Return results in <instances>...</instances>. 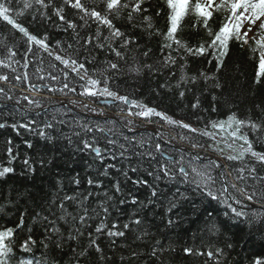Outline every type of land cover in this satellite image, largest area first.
Here are the masks:
<instances>
[{
	"label": "snow or ice",
	"instance_id": "obj_1",
	"mask_svg": "<svg viewBox=\"0 0 264 264\" xmlns=\"http://www.w3.org/2000/svg\"><path fill=\"white\" fill-rule=\"evenodd\" d=\"M162 4L163 8L157 9L155 17H160L163 13V30L155 27L154 17L149 14L151 0H91V6L88 0H63L62 5H56L54 0H3L0 2V22L10 26L11 30L22 38L26 46L24 54L21 55L25 68L31 63L30 56H35L38 51L42 50L54 61L64 66L61 74L65 78L69 75L67 71L69 68L70 72L80 80H85L87 77V87L81 93L82 95L111 98L113 101L130 106L127 110L129 117L150 119L155 116L168 125L215 139L214 133L208 131L207 127L204 131L198 132V129L192 127L190 123L175 120L163 111L149 107L141 101L132 100L127 95L119 94L118 91L110 90L108 84L113 76L123 71L122 65H124L128 66L131 73L137 75L141 72L145 75L149 73L159 75L167 70L173 78L177 75L173 69L179 68L180 75L175 85L166 80L159 87L179 90L180 100L186 97L187 92H192L198 83L207 86L211 81L213 90L220 89L221 85L215 73L209 75L205 71H198L195 75H189L186 71L188 58H206L209 64L215 61L216 71L219 72L225 66V58L228 57L230 45L233 42L240 43L242 47L247 46L252 51L257 61L254 82L264 83V0H162ZM33 9L37 14L30 15V10ZM42 9L47 11H41ZM66 9L75 10L80 23L69 18ZM53 17L63 25V31L73 30L75 32L72 37L75 43H68L65 48H60V42L57 41V47L53 50L47 34L41 36L30 32L29 28L33 23L51 22ZM188 18L193 21L188 27L204 33L202 39L196 44H191L189 42L191 37L184 35ZM114 21H123L133 29L139 28L147 31L149 35L159 37L160 47L157 61L148 62L152 58L153 50L145 48L140 52L145 59L137 64L133 58L132 64L129 65V53L133 50H140L139 42L133 34L122 30ZM91 23L97 26L94 33L86 31L82 35L78 31V28H90ZM253 28L256 32L250 40L249 33L253 31ZM105 31L107 35L104 34ZM9 39L15 41L16 36L5 37V41ZM0 51L6 53L5 59H0V68L11 69V73H15L16 69L13 64H20V60L16 59L20 55L18 49L9 47L6 42H0ZM105 51L110 54V58L104 61L106 67L102 72L90 74L86 65L95 62L96 57L93 53ZM61 52L64 55H61ZM80 56L85 57L84 62L80 61ZM89 56L92 57L91 60ZM50 67H56V65L52 64ZM41 70L38 68L37 72ZM11 73L0 75V82H9L10 79L16 82L28 80L26 72L15 76ZM49 75L52 80L57 79L54 73H49ZM94 75L101 78H93ZM32 88L35 90V85H32ZM63 88L72 92L76 91L68 83H65ZM0 94L8 100L13 99L4 87H0ZM23 100L28 101L29 104H35L37 108L41 107L27 95L23 96ZM212 101L211 110L215 112L218 103L215 94L212 95ZM16 103L19 104L20 100L17 99ZM84 107L88 109L89 106L85 104ZM189 107L192 110H199L201 108L200 97L196 96L195 101L190 103ZM255 108L259 109V113L246 118H241L232 111L226 115L225 119L210 122L213 130L220 132L227 130L232 141L226 146L236 154H229L226 159L240 162L238 167H230L228 171H224L223 166L216 161L197 165L192 159L185 162L183 156L178 160L171 157L162 159L154 155L151 150L147 153L135 152L125 144H118L108 135L97 136L95 133L104 134L106 131L98 125H78L80 130L72 128L69 135L64 133L61 127L67 122L57 119L56 116L40 122L30 119L26 122L9 124L5 120L0 122V129L10 127L17 135H20V130L23 129L51 145H57L63 140L74 154L82 153L92 157L87 163V168L90 171L94 169L95 175L88 176L86 181L88 189L84 192H77L73 189L72 194H68L64 191L63 181L57 180L53 184L54 197H50L47 203L38 205L40 211L33 213L32 218L44 229L45 242L42 246L48 248L51 245L53 256L56 250L64 247L66 240H72L78 242V247L72 249L75 264H89L90 259L95 264H100L102 261L107 264L113 260V257L105 254V249L99 241L102 238H108L110 245L115 248L117 238L126 240L131 236L133 241H155L151 246L146 244L142 246L150 247L149 255L153 258L152 264H156L155 258L162 256L164 245L156 240L151 232L149 224L156 225L154 219L149 221L148 212L157 207L162 209L161 222L168 229H173L183 221L184 217L181 212L186 203H192L195 208L193 196L197 194L199 198L224 205L230 210L224 215L234 222H247L255 225L259 221L261 225H264V215L244 210L247 206L245 202L257 203L264 209V104H257ZM91 111L95 112V109ZM199 119L198 116L197 120ZM125 123L131 125L133 121L126 120ZM107 131L111 133L112 129L109 128ZM124 139L128 140V137L125 136ZM101 140L104 141L103 144ZM237 141L240 142L238 149L234 147ZM24 143L29 149L34 147L29 140H25ZM5 144L7 154L2 159L7 163H0V181L3 182L15 173L14 162L17 161L19 155L11 138H8ZM138 146L144 147V142L141 141ZM197 146L195 143L192 144L193 148ZM154 149L156 153H161V143H156ZM220 151L223 152V149ZM132 155L141 158L147 155L150 158L148 169H144L139 163L133 166ZM195 159L200 160L201 158L196 156ZM125 160L128 161L127 166L121 162ZM106 161L113 162L106 163ZM116 162L121 163L118 166ZM51 163L52 160H46L43 155H40L39 159H33L31 156H25L22 159V164L29 174L36 172V164L45 168ZM233 171L235 181L230 183ZM113 175L123 177V180L119 178L111 180ZM103 178L110 179V188L105 185ZM69 182L77 189L82 183L78 173ZM128 184L132 187L125 191ZM141 189L146 192L144 199H140L135 194ZM125 205L132 206L131 214L122 207ZM212 216L213 213L209 212V220L205 223L203 235L209 233L214 235L221 230L218 224L211 221ZM24 227V213H21L15 227L0 228V264H45L43 259L37 260L35 257L33 246L37 245V240L31 234L23 241L17 242L16 237ZM156 227L159 231V227ZM203 235L199 247L186 246L182 249L184 255L205 257L213 264H221L220 258L224 256L225 249L212 247L211 239L205 245ZM85 237H87L86 244L84 243ZM226 247L232 248L233 245L227 244ZM168 251L174 252L175 249L170 247ZM29 254L32 256L30 259L26 258ZM119 259L121 264H139L143 255L129 245L127 255H121ZM224 264H227L226 260ZM253 264H264V259L257 257Z\"/></svg>",
	"mask_w": 264,
	"mask_h": 264
},
{
	"label": "trees",
	"instance_id": "obj_2",
	"mask_svg": "<svg viewBox=\"0 0 264 264\" xmlns=\"http://www.w3.org/2000/svg\"><path fill=\"white\" fill-rule=\"evenodd\" d=\"M3 2V0H0ZM56 5H62L63 0H54ZM89 6H91V0H88ZM38 7V6H36ZM158 8H163L162 0H151L150 13L154 17L155 27L163 30L164 29V17L163 13L160 17H155V12ZM47 11V10H41ZM69 18L80 23L79 16L75 10L66 9ZM37 14L35 9L30 10V15ZM51 13H49L50 15ZM220 17H217L219 21ZM122 30L128 31L133 34L140 45V50H133L129 53V65L132 64L133 58H135L137 64L143 61L145 58L140 55V52L145 48H151L153 50L152 58L148 62L154 63L159 57L160 38L149 35L147 31H142L139 28L133 29L130 25H127L123 21H114ZM192 19H186V26L184 29V35L190 36V43L196 44L204 36L203 32H197L194 29L188 27L192 23ZM96 24L91 23L90 28H78V31L83 35L86 31L95 32ZM215 27V25H213ZM63 25L53 17V21L44 23H33L29 28L33 34L44 35L47 34L49 37V43L53 50L57 47V41L60 42V48H65L68 43H75L72 37L75 35L73 30L65 32L62 30ZM105 35L108 33L105 31ZM15 35L16 40L11 39L5 41L6 36ZM250 40L251 37L249 36ZM0 42H6L9 47L16 45L20 48H25L22 38L18 33H14L10 26L3 22H0ZM64 55L63 52L60 53ZM87 55V53H85ZM96 60L94 63L87 64L86 67L90 74H96L103 71L106 67L104 61L110 58V54L105 52L93 53ZM6 53L0 51V59H5ZM41 58L44 60L40 66L34 64L35 58ZM32 61L27 68L24 67V62L20 61V64L13 66L16 69L15 73H11V69L0 68V75L10 74L23 75L28 74V80L16 82L14 79H10L9 82H0V87H4L5 91L12 95L13 99H6L3 94H0V122L7 120L9 124L12 122H26L30 119H36L37 122L43 120H50L52 116H56L57 119H63L67 122L66 125L61 126L64 133L71 134L70 129L76 128L80 130L78 125L88 124L90 126H100L105 128V133H95L97 136L108 135L110 138L115 139L118 144H125L130 150L135 152L147 153L149 150L153 152L158 158L169 159L164 157L165 154L172 157V159H179L181 156L184 157L185 162L189 159L193 160L194 164H208L213 159L209 160L208 156L202 152H195L190 148L184 147V145L192 146L193 143L197 144L196 148H204L213 150L215 153L223 155L225 157L226 165L223 166L224 171L228 169L238 167L239 161H229L226 159L225 150L227 146L225 143L219 145L223 152L214 150L212 138L207 136H200L188 132L186 129H181L169 125L172 129L173 134H170L166 129H155L150 130L148 127L140 125L133 121L131 125L125 123L130 118H112L103 117L99 113L96 105H90L87 102L92 101V97L82 95L85 99L84 102L72 100L71 102L56 101L55 99L48 97H37L32 98L28 94H24L16 89L29 88L33 90L32 85H49L48 89L40 90L42 93H49L52 96H76V92H72L69 89H64L63 85L68 83L72 88H80L84 90L86 84L83 85V80L75 76L69 71V75L65 78L61 73L64 71V66L59 62L54 61L52 57H49L45 52L38 51L35 56H31ZM84 56H80V61L84 62ZM92 59L91 56L88 57ZM115 59L114 57H111ZM55 64L56 67H50ZM42 69L37 72V69ZM123 71L111 78L108 86L110 90L118 91L121 95H127L132 100H138L149 107H154L158 111H163L175 120H183L186 123L194 125L195 128L204 131L207 130L214 133H223L217 130H213L210 127V122L219 121L225 119L226 115L234 111L241 118H246L254 113H259V109H256L257 104H264V83L256 84L255 73L257 70V61L252 51L247 47H242L240 43L233 42L230 45V51L228 57L225 58V66L216 71L215 61L212 64L207 62L206 58H188V71L189 75H195L198 71H205L209 75L215 73L217 80L219 81L221 88L212 89V82L209 81L208 85L205 86L203 83H198L192 92H187L186 97L183 100L178 98L177 89H161L160 84L165 83L167 80L172 85H175L176 80L179 79L180 70L174 68L173 71L177 73L176 77L173 78L164 70L162 74L145 75L141 72L139 75L131 73L128 70V66L122 65ZM49 73H54L57 76L56 80L50 78ZM43 77V79H41ZM93 78H101L94 75ZM103 86V85H101ZM51 89V90H50ZM63 89V90H62ZM217 96L218 103L216 104L217 111L213 112L212 108V95ZM27 95L30 99L35 100L41 105L37 108L35 104H29L28 101L23 100V96ZM80 96V97H82ZM199 96L201 99V108L199 110H192L189 105L195 101V97ZM17 99L20 103L17 104ZM87 101V102H86ZM87 104L89 107L86 109L84 105ZM130 106L124 105L121 102H116L110 105L108 108L114 110L116 113H127ZM91 109H95L91 111ZM107 116V115H106ZM200 117L197 120V117ZM133 128L132 137L128 136L131 127ZM145 127L138 130L139 127ZM112 129L109 133L107 130ZM137 128V129H135ZM136 130V131H134ZM198 131V132H200ZM20 135H17L10 127L0 129V163L6 164L7 162L2 158L6 156V144L5 141L11 138L15 146V150L18 152V159L14 162L16 171L14 174L6 178V182L0 181V228L4 226H13L19 222L21 213H24L25 227L21 230L16 237L17 242H21L32 235L37 240V245L33 246V251L37 260L43 259L45 264H75L73 248L78 247V242L72 240H66L62 249L56 250L55 256L52 253V246L48 248L43 247L44 241V229L39 222L32 218L34 212L40 211L42 203H47L50 197H54L55 189L53 184L57 180L63 181L65 185L64 191L68 194H72V190L75 189L77 192H84L88 189L86 183L88 176L95 175V171L87 168V163L91 161L92 157L87 154L73 153L71 148L66 146V142L63 140L59 141L57 145L47 144L43 139L29 133L23 129L20 130ZM91 135V134H89ZM228 135V134H227ZM226 135V136H227ZM127 136L128 140L124 137ZM184 136V139L180 137ZM29 140L32 142L34 147L29 149L26 147L24 141ZM134 143H132V141ZM143 141L144 147H139V143ZM164 142V144H163ZM239 142V141H238ZM103 144L104 141L101 140ZM156 143H161L162 152L156 153L154 146ZM184 145H182V144ZM240 143V142H239ZM259 150V148L257 149ZM131 154V152L129 153ZM231 154H236L232 151ZM40 155H43L46 160H52V163L47 165L45 168H41L39 164H36L35 173H27L26 169L22 164V159L25 156H31L33 159H39ZM199 156L201 159L196 160L195 157ZM113 161H106V163H112ZM125 166L128 165V161H121ZM116 162L119 166V163ZM150 158L145 155L142 158L132 155V164L143 165L144 169H148ZM154 163V162H151ZM218 163V162H217ZM220 164V163H219ZM79 174L82 181L81 186L77 189L75 185L69 181L73 176ZM215 174V172H213ZM130 175H133L130 173ZM119 178L123 180V177H117L113 175L111 180ZM105 185L111 187V181L109 178H103ZM150 179V178H149ZM235 181V172L233 171L230 177V183ZM132 186L126 185L125 191H128ZM135 191V190H134ZM144 199L146 192L141 189L135 193ZM195 201V208L192 203H186L181 215L184 217L183 221L173 229L165 228L161 222L160 212L162 209L159 207L148 212V219L152 221L154 219L155 225L159 227L157 231L156 226L149 224L152 234L156 240H159L163 245L162 256L156 257V264H213L211 261H207L205 257L196 256H185L182 249L186 246L199 247L201 245V236L205 228L206 221L209 220L208 213H213L211 221L215 222L220 226V232L216 234L209 233L203 235V242L207 245L209 239L212 241V247H221L225 249L224 256L220 258L221 264L227 261V264H253V261L260 257L264 259V225H261L259 221L255 225L247 222H234L229 217H226L224 213L230 211L225 208L224 205L211 201L208 199L199 198V195L193 196ZM246 212H258L260 215H264V209L259 204L253 202H245ZM235 206V205H234ZM125 210L131 214L133 211L132 206H122ZM239 207V206H237ZM115 218V217H114ZM175 218V217H173ZM122 219V218H121ZM31 230V232L29 231ZM63 231V230H62ZM87 237L84 238L86 244ZM102 247L105 249V254L113 257V260L107 262V264H121L119 257L121 255H127L128 246L130 245L133 249L138 250L143 255V259L140 260L139 264H152L153 258L149 255L150 247L142 245H149L155 243V241H133L132 237L117 238V244L113 248L108 238H102L99 241ZM227 244H232V248H227ZM174 248V252H169V248ZM39 249V250H37ZM203 250V249H202ZM43 254V255H42ZM25 258V257H22ZM26 258H32L29 254ZM89 264H95L91 259ZM105 264V262H100Z\"/></svg>",
	"mask_w": 264,
	"mask_h": 264
},
{
	"label": "rangeland",
	"instance_id": "obj_3",
	"mask_svg": "<svg viewBox=\"0 0 264 264\" xmlns=\"http://www.w3.org/2000/svg\"><path fill=\"white\" fill-rule=\"evenodd\" d=\"M253 31H255V28H253ZM252 34H251V32L249 33V36H251ZM70 69V68H69ZM81 75H83V74H81ZM86 79H87V77H85V82H86ZM93 90H95V89H93ZM83 91H85V89L83 90ZM62 100H64V98H62ZM71 100H75L74 98H71ZM71 100H69V101H71ZM220 132V131H219ZM223 133H225V135H227L228 134V132H227V130H225V131H223ZM214 135H215V139H212V143H213V145H214V150H216V151H219L220 150V147H219V145L220 144H222V142L223 143H225L226 145L227 144H229V143H232V141L230 140V138H229V136H225L224 134H222V133H214ZM234 147H236L237 149L239 148V145H238V143H236L235 145H234ZM224 153V152H223ZM232 153V150L231 149H229L228 147H227V150H225V153L224 154H226V155H229V154H231ZM221 160V159H220Z\"/></svg>",
	"mask_w": 264,
	"mask_h": 264
},
{
	"label": "bare ground",
	"instance_id": "obj_4",
	"mask_svg": "<svg viewBox=\"0 0 264 264\" xmlns=\"http://www.w3.org/2000/svg\"><path fill=\"white\" fill-rule=\"evenodd\" d=\"M12 47H14L15 49H18V51H19V53H20V55H18L17 57H16V59L17 60H20V61H22L23 62V60H21V55H23L24 54V51H25V48H20V47H18V46H16V45H12ZM36 60H35V62H34V64H37L38 66H40V64H41V62H42V65H44V60L41 58V56H39L38 58H35ZM30 60L32 61V57L30 56ZM13 66H16L15 64H13ZM133 126L131 127V130L129 131V135L128 136H130V137H132L133 135H132V133L134 134L135 132H133L132 130H133ZM135 129H137V128H135ZM141 129H142V127H141ZM134 131H136V130H134ZM134 141L135 140H133L132 141V143H134ZM163 144H164V142H163Z\"/></svg>",
	"mask_w": 264,
	"mask_h": 264
}]
</instances>
